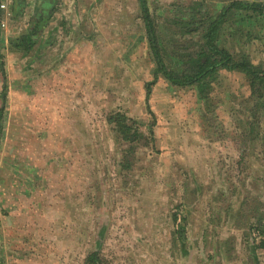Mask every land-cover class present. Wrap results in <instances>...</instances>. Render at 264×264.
<instances>
[{"label":"rangeland","instance_id":"obj_1","mask_svg":"<svg viewBox=\"0 0 264 264\" xmlns=\"http://www.w3.org/2000/svg\"><path fill=\"white\" fill-rule=\"evenodd\" d=\"M236 1L264 7L147 0L164 65L189 73ZM54 7L60 84L38 68L21 89L0 82V184L28 205L0 227V264H89L93 253L101 264H264L251 229L264 230V10H232L214 42L258 78L220 68L201 93L159 73L141 0ZM117 113L133 126L127 141L109 123Z\"/></svg>","mask_w":264,"mask_h":264},{"label":"crops","instance_id":"obj_2","mask_svg":"<svg viewBox=\"0 0 264 264\" xmlns=\"http://www.w3.org/2000/svg\"><path fill=\"white\" fill-rule=\"evenodd\" d=\"M57 1L58 0H10V11L12 15H14V20L11 23L12 27H10L9 31V41H5L0 35V57L2 56L3 50L8 52L11 51L13 54L8 59L4 58L0 61V82L2 81L3 87L6 82L9 84L12 83L11 85H15L16 88L21 89L22 85L25 86L31 81L28 79V77H33L30 73L35 72L36 74L38 69L40 70V74L43 73V76L46 75V78H44L45 76L43 77L45 84H60L61 79L59 74L63 65L55 62L56 56L59 57V54L55 53V49H58L59 44L56 42L61 34L59 28L56 26L58 15H53V11L55 10L54 4ZM36 27L39 28L37 34L35 32ZM30 43H32V46H27L30 45ZM1 44H3L2 46H4V49L1 48ZM5 47L7 49H5ZM21 55L29 56L32 61H23ZM52 69H55L54 74L52 73ZM1 70L4 71L1 72ZM2 73L5 74V78ZM25 73H27L26 76H24ZM3 78L6 79L5 82ZM19 84H21V86H19ZM11 91L14 93L17 90L11 88ZM28 158L30 159V157ZM29 171L30 170H26L23 175L24 178L28 180L33 179L29 175ZM12 178L13 179L10 178L13 180L12 184L15 183V185L18 186V184H16L18 182L17 178H19L18 173ZM19 186L22 187L24 185L19 183ZM27 194L29 195V193ZM6 195L8 196L6 197ZM0 197V211L7 210L9 213V216L6 218L0 214V227H3V221H6L7 227H13L14 218L12 212H25L28 209V205L25 200L17 199L16 197L18 196L15 194L14 202L10 203L13 196L10 195L9 189H4L3 184H0ZM7 202H9V205H7ZM239 231L240 230H236V232ZM240 233L243 234V231H240ZM247 240L248 239L245 238L244 243L250 246L251 243L249 241L247 242ZM247 250L252 254L254 253V255L256 254V249H251L250 247L246 249V251ZM233 252H236V248H234Z\"/></svg>","mask_w":264,"mask_h":264},{"label":"trees","instance_id":"obj_3","mask_svg":"<svg viewBox=\"0 0 264 264\" xmlns=\"http://www.w3.org/2000/svg\"><path fill=\"white\" fill-rule=\"evenodd\" d=\"M259 5V4H258ZM255 4H247L243 1H236L232 2L230 5L224 8L222 15L217 18L214 22L210 24V27L208 28V33L205 36L206 37V45L207 49L202 52L201 54L197 55L195 58L190 59L191 67L189 73L180 74L178 71L169 70L163 63V61L160 59L159 51L155 47L154 48V41H155V33L153 28V21L151 19L149 7L147 4V0H141V7H142V16L143 21L145 23L146 31L148 33V36L152 42V47L155 52V59L158 64V71L161 72L167 80L171 82L174 86H191L194 84H197L198 87L201 89V93L204 92L205 88L203 87V83L201 81L205 79L206 77L212 76L214 73H216L220 68H226L228 70H243L246 72V75L248 77H253L254 79L258 78L257 71L250 68L247 65H240L238 63L233 64V58L230 53L226 50H220L214 45V42L217 37V30L219 28V24L228 16V14L235 9L238 10H246V11H254V12H261L264 10V7L262 5L260 8L259 6ZM258 6V7H257ZM39 28H35L36 34L38 33ZM29 47L32 46V43L30 45H27ZM217 56H220L218 58ZM4 70H1L3 72ZM3 74V73H2ZM4 76V75H3ZM2 112V110H1ZM2 115V114H1ZM0 115V116H1ZM125 117L124 115L117 113L113 116H111V119L109 123L115 124V126L124 134V140H129L128 133L130 129L133 127L129 124H125ZM178 216L175 214V219L177 220ZM182 228H179L177 231L181 232ZM251 229L253 231H256V235L258 237L259 244L256 245V248H264V230H259L255 226H252ZM183 230V229H182ZM256 240L257 239H253ZM89 264H101L100 258L97 257L96 253H93L91 256L87 259Z\"/></svg>","mask_w":264,"mask_h":264},{"label":"built area","instance_id":"obj_4","mask_svg":"<svg viewBox=\"0 0 264 264\" xmlns=\"http://www.w3.org/2000/svg\"><path fill=\"white\" fill-rule=\"evenodd\" d=\"M0 29L4 30L8 26V20L12 16L10 11V0H0ZM254 238L258 240L256 231L253 234Z\"/></svg>","mask_w":264,"mask_h":264},{"label":"flooded vegetation","instance_id":"obj_5","mask_svg":"<svg viewBox=\"0 0 264 264\" xmlns=\"http://www.w3.org/2000/svg\"><path fill=\"white\" fill-rule=\"evenodd\" d=\"M253 231V230H252Z\"/></svg>","mask_w":264,"mask_h":264}]
</instances>
